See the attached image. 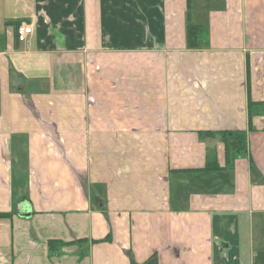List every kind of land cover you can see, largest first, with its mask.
<instances>
[{
  "label": "crops",
  "instance_id": "1",
  "mask_svg": "<svg viewBox=\"0 0 264 264\" xmlns=\"http://www.w3.org/2000/svg\"><path fill=\"white\" fill-rule=\"evenodd\" d=\"M0 264H264V0H0Z\"/></svg>",
  "mask_w": 264,
  "mask_h": 264
},
{
  "label": "trees",
  "instance_id": "2",
  "mask_svg": "<svg viewBox=\"0 0 264 264\" xmlns=\"http://www.w3.org/2000/svg\"><path fill=\"white\" fill-rule=\"evenodd\" d=\"M202 30V27L199 26V25H187L186 27V41H187V46L189 48H193V47H196L197 45V35L199 32H201ZM249 107L252 106V102L249 101ZM249 120H250V117H249ZM230 135H234V136H238V141H235L234 142H227L226 139L228 136ZM244 133L242 132H235V133H231L228 135V133H224V136H223V139L225 140V143L228 144V145H231V147H233L235 150H240L241 149V146H242V143L244 141ZM213 163H207L206 165V168L208 169L209 166H211ZM211 169V168H210Z\"/></svg>",
  "mask_w": 264,
  "mask_h": 264
},
{
  "label": "built area",
  "instance_id": "3",
  "mask_svg": "<svg viewBox=\"0 0 264 264\" xmlns=\"http://www.w3.org/2000/svg\"><path fill=\"white\" fill-rule=\"evenodd\" d=\"M31 34L32 26L30 23L21 22L16 26V37L23 44H28Z\"/></svg>",
  "mask_w": 264,
  "mask_h": 264
},
{
  "label": "rangeland",
  "instance_id": "4",
  "mask_svg": "<svg viewBox=\"0 0 264 264\" xmlns=\"http://www.w3.org/2000/svg\"><path fill=\"white\" fill-rule=\"evenodd\" d=\"M226 141L227 142L231 141L235 143V141H238V136L231 135V137H227Z\"/></svg>",
  "mask_w": 264,
  "mask_h": 264
}]
</instances>
